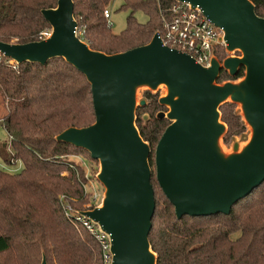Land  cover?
<instances>
[{"label": "water", "instance_id": "water-1", "mask_svg": "<svg viewBox=\"0 0 264 264\" xmlns=\"http://www.w3.org/2000/svg\"><path fill=\"white\" fill-rule=\"evenodd\" d=\"M176 1L198 8L222 29L223 60L200 66L163 46L158 34L145 46L121 54L92 50L77 36L73 0H58L55 9L41 11L51 28L48 38L24 45L0 42V54L16 65H46L62 58L91 86L94 122L69 128L55 140L84 150L99 163L102 203L81 213L109 235L112 264L157 261L148 238L156 207L151 147L135 126L137 108L147 104L144 97L138 100L140 88L155 94L159 86L165 87L158 104L169 110L156 118L170 125L153 155L156 181L178 220L229 215L264 182V19L251 0ZM234 51L240 56H232ZM241 68L244 76L238 82L217 83L221 71L235 78ZM229 101L241 106L251 139L239 151L235 143L233 152L223 155L219 142L227 130L219 106ZM147 119L144 114L142 120ZM42 257L41 264H47Z\"/></svg>", "mask_w": 264, "mask_h": 264}, {"label": "trees", "instance_id": "trees-1", "mask_svg": "<svg viewBox=\"0 0 264 264\" xmlns=\"http://www.w3.org/2000/svg\"><path fill=\"white\" fill-rule=\"evenodd\" d=\"M116 0H73L78 37L92 50L121 54L148 44L163 31L174 0H123L120 10L130 14L126 27L115 34L107 27L103 11ZM264 19V0H251ZM58 0H0V42H38L50 31L41 11L55 9ZM137 12L146 16L139 23ZM81 33V35H80ZM217 58L223 60L224 48ZM15 67V68H14ZM235 78L221 71L217 83ZM147 104L137 108L135 126L151 147L150 167L155 212L149 233L156 264H264V182L239 201L229 215L177 219L156 181L154 150L170 125L156 118L166 108L158 93L144 92ZM0 129L7 139L0 144V159L7 166L21 164L12 173L0 168V264H101L96 240L65 216L60 197L75 211L96 207L83 191L84 169L67 157L87 152L56 142L69 128H86L95 120L91 86L87 79L62 58L46 65L10 64L0 56ZM220 120L228 127L227 143L244 131L236 106L224 103ZM147 114L148 119L142 120ZM97 163V161L90 159Z\"/></svg>", "mask_w": 264, "mask_h": 264}, {"label": "built area", "instance_id": "built-area-1", "mask_svg": "<svg viewBox=\"0 0 264 264\" xmlns=\"http://www.w3.org/2000/svg\"><path fill=\"white\" fill-rule=\"evenodd\" d=\"M170 12L171 15L168 20L163 21L162 33H157L163 46L188 55L195 60L196 64L204 67H209L214 58L219 59L216 56L218 48L223 47L225 51V44L222 41V29L211 24L202 11L198 8H191L187 2L180 3L174 0ZM103 14L107 20V27L111 29L113 22L110 10L108 8L104 9ZM50 34V31H44L40 36V40L48 38ZM0 56L2 55L0 54ZM13 63L10 60V64ZM82 188L86 194L91 195L92 201L95 202L96 194L93 195L87 190L86 183L82 185ZM60 204L65 216L74 224L81 225L92 239L96 240L100 248L101 264H112L114 255L111 253L109 235L101 229L98 223L83 215L82 211H75L71 208L64 196L60 197Z\"/></svg>", "mask_w": 264, "mask_h": 264}, {"label": "rangeland", "instance_id": "rangeland-1", "mask_svg": "<svg viewBox=\"0 0 264 264\" xmlns=\"http://www.w3.org/2000/svg\"><path fill=\"white\" fill-rule=\"evenodd\" d=\"M122 3H123V0H116L114 2V4L111 6V8L107 7L110 10V13L112 14L111 20L113 22V27L111 28V30L115 34H119L121 31L124 30V28L126 27L127 17L130 14L128 11H124V10L119 11V7ZM136 18H137V21L139 23H144L146 21V16H144L140 12H137ZM78 35L79 34L77 31V36ZM80 35H81V33H80ZM231 55L232 56H240V53L238 51H234V53ZM231 55H227V57H229ZM238 81L239 80H237V81L226 80V81H223V83H225V82L235 83ZM147 90H148L147 88H140L138 90V92H137L138 93V100L140 98L144 97V92H146ZM153 93H158V95L161 97L166 93L165 87L159 86L156 90L153 91ZM227 103H230V101ZM235 106H236L235 111H237V115L240 117V121L243 122L242 124H243L245 129L242 133H240L239 135H236L235 137L230 139L227 143L224 142L223 136L220 138L219 149H220V151H222L223 155L231 154L233 152V145L235 143L236 144L238 143V151H239L251 139L250 138L251 130L248 127V125L246 124V122H244L243 115H242V108L239 104H235ZM168 110L169 109L166 108V111H163V112H168ZM2 115H3V109H1V107H0V118L2 117ZM227 129H228V127L226 125V130ZM6 139H7V137H6L5 132L2 129H0V144L2 142H4ZM88 157H90L89 154H88ZM88 157L84 154H76V155H71V156L67 157V159H69L73 162H78L83 167L84 175H85L84 180H85V183L87 185V190L89 192H91V194H93V195L96 194L95 204L97 207V206L101 205L105 191H104V188L102 187V185H100V183L97 180V173L99 171V163L98 162L95 163L93 161H90L88 159ZM20 165L21 164L18 162L17 164H12V166H7L0 159V168H4L5 171H7L9 173H12V172L18 170L20 168Z\"/></svg>", "mask_w": 264, "mask_h": 264}]
</instances>
